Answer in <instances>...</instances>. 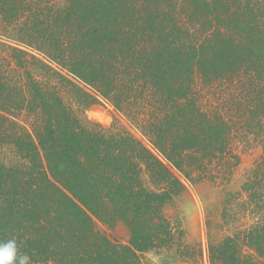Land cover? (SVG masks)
<instances>
[{"label": "trees", "instance_id": "16d2710c", "mask_svg": "<svg viewBox=\"0 0 264 264\" xmlns=\"http://www.w3.org/2000/svg\"><path fill=\"white\" fill-rule=\"evenodd\" d=\"M257 149L188 239L165 206ZM9 240L30 264H264V0H0Z\"/></svg>", "mask_w": 264, "mask_h": 264}, {"label": "rangeland", "instance_id": "374dc122", "mask_svg": "<svg viewBox=\"0 0 264 264\" xmlns=\"http://www.w3.org/2000/svg\"><path fill=\"white\" fill-rule=\"evenodd\" d=\"M90 110L102 112L100 107H90ZM105 113L108 115L107 111ZM106 118L105 125L112 123L113 118L109 116ZM122 122L126 124V122ZM258 154L259 150L257 149L242 156L238 170L226 187L207 185L188 187L184 195L177 198L172 204L165 206L164 213L170 219L178 218L180 220L181 228L188 239L203 236L201 240H205V233L208 231L206 226L208 216L211 215L215 223L219 221L214 212L217 210L224 193H235L239 190L243 183L245 171L252 165ZM103 230L111 239L126 244L128 233L123 226L118 225L113 231ZM139 257L143 264H162L164 261L153 253H146Z\"/></svg>", "mask_w": 264, "mask_h": 264}, {"label": "clouds", "instance_id": "9594fccd", "mask_svg": "<svg viewBox=\"0 0 264 264\" xmlns=\"http://www.w3.org/2000/svg\"><path fill=\"white\" fill-rule=\"evenodd\" d=\"M0 264H30L28 256H18L16 242L0 243Z\"/></svg>", "mask_w": 264, "mask_h": 264}]
</instances>
